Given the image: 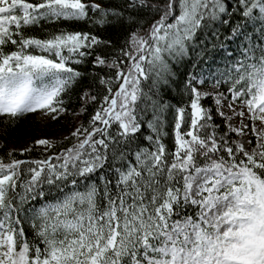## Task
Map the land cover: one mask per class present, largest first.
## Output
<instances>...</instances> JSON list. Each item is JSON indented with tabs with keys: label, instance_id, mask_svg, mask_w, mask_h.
I'll return each instance as SVG.
<instances>
[{
	"label": "snow or ice",
	"instance_id": "obj_1",
	"mask_svg": "<svg viewBox=\"0 0 264 264\" xmlns=\"http://www.w3.org/2000/svg\"><path fill=\"white\" fill-rule=\"evenodd\" d=\"M0 264H264V0H0Z\"/></svg>",
	"mask_w": 264,
	"mask_h": 264
},
{
	"label": "trees",
	"instance_id": "obj_2",
	"mask_svg": "<svg viewBox=\"0 0 264 264\" xmlns=\"http://www.w3.org/2000/svg\"><path fill=\"white\" fill-rule=\"evenodd\" d=\"M37 117V115L29 114L27 117L17 120L14 124L8 125L0 121V126L4 128L3 133H1L3 143L0 148H3L5 145H7L8 148H13L14 144L25 140V138L29 136H33L39 125ZM71 119V115L69 114L64 120L50 122V127L57 132L65 133L67 130L66 123L70 122Z\"/></svg>",
	"mask_w": 264,
	"mask_h": 264
},
{
	"label": "rangeland",
	"instance_id": "obj_3",
	"mask_svg": "<svg viewBox=\"0 0 264 264\" xmlns=\"http://www.w3.org/2000/svg\"><path fill=\"white\" fill-rule=\"evenodd\" d=\"M38 116V115H37ZM37 122L39 123L38 125V129L36 130V133H34L33 136H29L28 138H25V140L16 143L13 145V148H20L25 146L26 144L30 143L32 140L39 138V137H43V136H47L49 138H59L61 135V132H57L56 130L52 129L50 127V122L47 123H42L39 116L37 117ZM4 131V128H2L0 126V146L3 143V138H2V134Z\"/></svg>",
	"mask_w": 264,
	"mask_h": 264
}]
</instances>
